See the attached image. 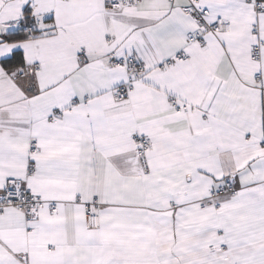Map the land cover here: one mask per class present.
Returning a JSON list of instances; mask_svg holds the SVG:
<instances>
[{
  "label": "snow or ice",
  "instance_id": "obj_1",
  "mask_svg": "<svg viewBox=\"0 0 264 264\" xmlns=\"http://www.w3.org/2000/svg\"><path fill=\"white\" fill-rule=\"evenodd\" d=\"M0 264H264V0H0Z\"/></svg>",
  "mask_w": 264,
  "mask_h": 264
}]
</instances>
